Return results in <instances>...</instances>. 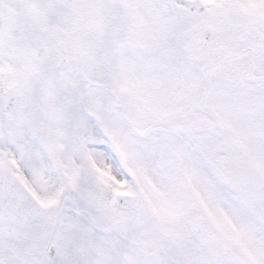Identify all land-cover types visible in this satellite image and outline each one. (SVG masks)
Returning <instances> with one entry per match:
<instances>
[{
	"label": "snow or ice",
	"instance_id": "obj_1",
	"mask_svg": "<svg viewBox=\"0 0 264 264\" xmlns=\"http://www.w3.org/2000/svg\"><path fill=\"white\" fill-rule=\"evenodd\" d=\"M0 264H264V0H0Z\"/></svg>",
	"mask_w": 264,
	"mask_h": 264
}]
</instances>
